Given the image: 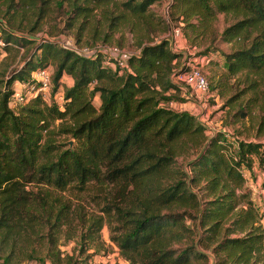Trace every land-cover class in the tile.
I'll list each match as a JSON object with an SVG mask.
<instances>
[{
    "label": "trees",
    "instance_id": "16d2710c",
    "mask_svg": "<svg viewBox=\"0 0 264 264\" xmlns=\"http://www.w3.org/2000/svg\"><path fill=\"white\" fill-rule=\"evenodd\" d=\"M108 1L0 0V12L4 5V13L11 11L10 17L20 15L28 21L36 14L28 29L32 32L53 4L65 3L71 24L77 16L88 15L94 4ZM154 1L122 4L131 15L146 18L144 12ZM169 10L182 22V33L183 28L202 32L217 13H230L235 19L221 38L253 36L247 45L225 53L226 75L264 68V0H171ZM0 33L5 49L33 43L39 50L11 73L0 97V251L10 248L4 261L12 259L20 243L25 246L44 236L53 244L54 230L69 225L76 212L60 193L93 187L101 194L97 201L101 213H79L85 228L82 238L92 237L107 224L110 239L132 264H205L209 255L203 249L214 240L212 251L222 254L213 264L232 257L243 264L256 261L264 234L256 232L258 212L243 188L241 167L250 168L255 156L264 168V144L239 138L230 150L223 130L206 134V126L194 114L161 105L167 98L164 93L176 87L171 76L179 53L168 38L143 44L120 66L101 52L86 56L51 39L15 32L1 20ZM49 60L56 62L49 97L31 95L11 107L13 83L29 84L32 71L49 67ZM181 65L180 72L189 66ZM64 74L73 82L58 103L53 96ZM95 95L98 105L93 103ZM55 119H60L57 133L70 134L74 144L57 143L50 134L44 137L53 131L49 126ZM65 119L71 123L63 127ZM187 145L200 150L187 160L188 170L177 168L175 157ZM192 183L212 197H199L189 187ZM241 198L245 201L238 209ZM233 213L226 234L219 236L224 220Z\"/></svg>",
    "mask_w": 264,
    "mask_h": 264
},
{
    "label": "rangeland",
    "instance_id": "374dc122",
    "mask_svg": "<svg viewBox=\"0 0 264 264\" xmlns=\"http://www.w3.org/2000/svg\"><path fill=\"white\" fill-rule=\"evenodd\" d=\"M125 0H110L102 4H94V9L86 16H77L69 23L68 12L65 3L63 7L51 5L44 17L39 20L37 29L28 31L30 25L35 21L36 14L30 21L18 16L10 17L4 5L1 7L0 20L2 25L20 34L38 39H51L60 46L70 48L80 54H89V48L101 43L117 44L128 53H138L145 43H154L163 38H168L171 48L179 53L178 61L172 74V81L176 87L164 93L167 98L162 99L161 105L168 106L174 110H186L194 114L197 119L206 126V134L223 130L227 140L230 142V150L235 149L239 138L255 140L264 144V68L259 71L244 69L235 74L226 75L227 64L225 53L237 47L248 44L253 36L244 38L234 37L231 41L221 38L223 29L235 19L230 13H217L216 18L202 32L193 31L191 28H183L180 38L172 36V25L178 22L177 15L169 10L168 17L165 9L171 0H156L149 5L146 18L131 15L122 4ZM128 11V12H127ZM4 15V16H2ZM121 15V16H120ZM3 17V18H2ZM182 28V22H180ZM31 32V33H30ZM35 51V52H34ZM39 50L33 43L10 45L7 49L0 50V97L6 88V80L14 70L18 69L34 53ZM207 52V53H204ZM33 53V54H32ZM32 54V55H31ZM27 57V58H26ZM34 58V57H33ZM182 62L197 65L201 68L209 81V90L200 93L181 80L177 74L180 72ZM49 69L54 72L56 62L49 60ZM123 69V68H122ZM121 71H125L124 69ZM120 71V72H121ZM53 99L62 102L64 88L70 83L69 76L64 74ZM17 81L13 83L15 85ZM94 84L91 83L90 86ZM53 92V91H52ZM48 98V97H47ZM46 98V99H47ZM93 103H100L99 97L95 95ZM71 123L70 119L63 120V127ZM60 119L52 121L45 136L52 135L57 143L66 142L74 144L75 138L68 133H57L60 129ZM56 132V133H54ZM190 143V142H189ZM200 150L199 147L187 148L175 157L177 168L188 170L187 160L194 157ZM250 168L242 166L244 176L243 188L249 192L253 205L257 208V218L254 226L257 233L264 234V168H262L254 156ZM201 183V182H199ZM189 184V187L198 193L199 197L211 196L199 189L198 184ZM36 187L28 184V188ZM106 191V189H105ZM237 192H239L237 190ZM56 194V192H54ZM96 187L82 192L66 190L60 193L66 200H71V208L76 212L71 215L69 225L63 224L53 232V244L48 237L37 239L36 242L15 247L11 260L4 261V256L10 252V248L0 251V264H82L92 262L93 264H132L125 259L116 244L109 237V228L103 224L100 231L90 238H82L85 230L78 220L79 213L85 216L100 214L97 201L101 200V194L96 195ZM212 197V196H211ZM245 198H241L237 208L244 204ZM236 209L234 210V212ZM226 217L220 230L219 236L226 234L225 227L229 224L232 216ZM189 222V221H188ZM189 225L191 224L188 223ZM46 230L45 228L41 233ZM197 233V231H195ZM195 233V238L197 237ZM245 232H228L227 235H244ZM219 236L216 237L217 240ZM51 242V243H52ZM213 243L203 249L209 255L205 264H213L222 253L216 254L212 251ZM201 248V247H200ZM34 255L30 258L29 252ZM57 254L58 259H53ZM256 261L249 264H264V237L259 251L254 255ZM139 264V263H137ZM221 264H243L236 262L234 258H228Z\"/></svg>",
    "mask_w": 264,
    "mask_h": 264
},
{
    "label": "built area",
    "instance_id": "2783aa9c",
    "mask_svg": "<svg viewBox=\"0 0 264 264\" xmlns=\"http://www.w3.org/2000/svg\"><path fill=\"white\" fill-rule=\"evenodd\" d=\"M165 15L168 17L169 9H165ZM172 36L174 39L182 36V30L180 27V21L171 27ZM1 34V33H0ZM5 42L0 36V50L3 48ZM89 54L86 56H93L97 52H101L106 56L113 59L114 63L125 66L127 64V58L130 53L126 52L124 48L117 44L101 43L93 48H89ZM189 64V63H188ZM51 71L49 67H39L32 71L30 78L32 81L29 84H25L22 81H18L14 85L13 93L10 97L9 105L16 107L19 103H22L27 97L31 95H41L42 98H47L51 91ZM177 76L183 80L186 84L190 85L194 91L200 93H206L209 90V81L201 68L197 65L189 64L188 68L179 72ZM82 264H93L92 262Z\"/></svg>",
    "mask_w": 264,
    "mask_h": 264
},
{
    "label": "crops",
    "instance_id": "0c3cea01",
    "mask_svg": "<svg viewBox=\"0 0 264 264\" xmlns=\"http://www.w3.org/2000/svg\"><path fill=\"white\" fill-rule=\"evenodd\" d=\"M69 80H70V83L68 84V86H69V85H71V84H72V82H73V81H72V79H69Z\"/></svg>",
    "mask_w": 264,
    "mask_h": 264
}]
</instances>
